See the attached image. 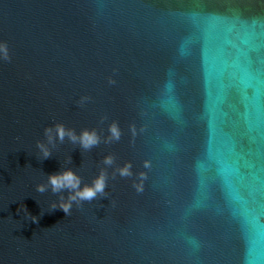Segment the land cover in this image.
<instances>
[{
  "label": "water",
  "instance_id": "water-1",
  "mask_svg": "<svg viewBox=\"0 0 264 264\" xmlns=\"http://www.w3.org/2000/svg\"><path fill=\"white\" fill-rule=\"evenodd\" d=\"M0 38L2 264H264L261 0H0ZM112 120L119 141L36 146ZM109 152L142 192L115 165L70 216L51 207L69 189L36 190L66 168L90 184Z\"/></svg>",
  "mask_w": 264,
  "mask_h": 264
},
{
  "label": "clouds",
  "instance_id": "clouds-1",
  "mask_svg": "<svg viewBox=\"0 0 264 264\" xmlns=\"http://www.w3.org/2000/svg\"><path fill=\"white\" fill-rule=\"evenodd\" d=\"M264 3V0H261ZM12 52L9 46V42L0 38V63L10 62L12 60ZM115 72L116 69H113ZM108 84L115 85L117 83L113 76H108ZM92 99L89 95H82L79 98L78 104L83 107L87 102ZM107 119V116L101 117V122ZM132 135H136L135 125L130 126ZM107 135H102V130H98L95 127H84L77 132L74 128H68L63 122H56L53 125L44 128L45 140H38L36 143L37 148L44 158L49 157L52 154V147H55V141L58 139L63 141L67 136L73 143L79 142L80 146L85 150H90L104 143H112L119 141L122 136V129L120 124L116 120H112L107 127ZM51 146V147H50ZM117 158L114 153H107L103 156L102 163L106 167H102L99 173L93 178L90 184L86 183L81 187V177L74 172L71 168H66L61 172L52 173L48 176L47 183H39L36 185L38 192H45L48 185H51L53 192H60L61 189H69V195L67 199L61 196L59 203L53 202L51 207L53 209L61 208L67 216L72 214L73 202H76L77 206H80L82 201H92L98 195H105V189L108 187L109 175L107 167L115 165L112 175L116 176L118 173L120 177H132L139 176V181H133V187L137 192L143 191V181L146 178V173L140 171L135 173L133 171V163L131 161H124L117 164ZM149 166V162L145 161V167ZM33 222H37V217H32ZM255 249L250 248L248 252V259L246 264H253L255 257ZM2 264V262H0Z\"/></svg>",
  "mask_w": 264,
  "mask_h": 264
}]
</instances>
